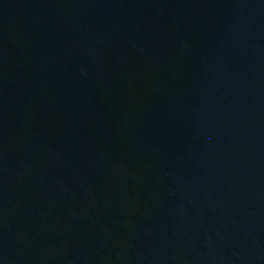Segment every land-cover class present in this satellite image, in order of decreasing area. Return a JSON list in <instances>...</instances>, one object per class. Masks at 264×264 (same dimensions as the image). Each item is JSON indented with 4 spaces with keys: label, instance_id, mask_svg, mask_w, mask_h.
I'll list each match as a JSON object with an SVG mask.
<instances>
[{
    "label": "water",
    "instance_id": "95a60500",
    "mask_svg": "<svg viewBox=\"0 0 264 264\" xmlns=\"http://www.w3.org/2000/svg\"><path fill=\"white\" fill-rule=\"evenodd\" d=\"M0 264H264V0H0Z\"/></svg>",
    "mask_w": 264,
    "mask_h": 264
}]
</instances>
